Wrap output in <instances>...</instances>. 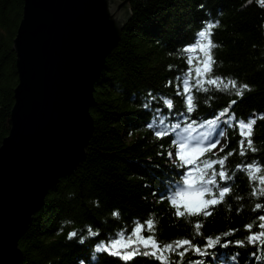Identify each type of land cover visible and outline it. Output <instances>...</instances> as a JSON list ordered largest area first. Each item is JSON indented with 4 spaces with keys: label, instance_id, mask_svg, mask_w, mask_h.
<instances>
[{
    "label": "trees",
    "instance_id": "obj_1",
    "mask_svg": "<svg viewBox=\"0 0 264 264\" xmlns=\"http://www.w3.org/2000/svg\"><path fill=\"white\" fill-rule=\"evenodd\" d=\"M125 1V0H122ZM130 14L118 46L108 56L105 69L95 85L96 105L92 108L94 132L87 147L85 161L78 169L59 180L45 198L42 209L34 216L31 227L19 244L24 258L20 264H125L107 252H95L118 233L131 234L136 222L154 220V235L163 246L172 243L171 254L164 252V264H264V240L248 239L259 235V220L264 215V2L262 0H126ZM25 0H0V146L11 128V111L18 85L16 53L13 40L23 16ZM208 23L216 25L210 39L215 63L209 78L221 77L223 83L199 86L190 84L194 97L193 111L187 112V100L181 81L188 70L187 59L202 53L184 49L202 41L198 33ZM195 81V75L191 77ZM229 80L237 88L225 87ZM250 86L243 96L236 91ZM179 85V89L178 86ZM207 89V90H205ZM179 91V95L177 92ZM165 99L173 101L167 109ZM232 100L236 103L229 104ZM229 108L240 119H255L252 147L244 139L241 155L239 129L225 124L222 144L202 156L219 160L227 157V182L218 179L220 187L229 186L222 202L210 207V215L178 218L168 199L160 201L167 184L181 181L175 158V135L157 138L154 134L159 115L166 124L193 120L203 123ZM228 117H222L224 121ZM224 123V122H223ZM205 129H199V134ZM182 132V128L180 129ZM193 134V135H194ZM223 149L221 151L220 149ZM255 149V151H253ZM168 152L173 153L170 160ZM231 153V155H229ZM261 168L249 175L248 164ZM239 166V167H238ZM218 172L220 166L217 164ZM219 189H216L218 197ZM153 192L156 195H153ZM255 193V194H254ZM260 208L257 209L256 205ZM118 213V215H114ZM199 222L202 227L195 228ZM252 225L247 229V225ZM89 230L93 235L89 234ZM77 237L68 239V234ZM99 235H94V233ZM202 234V235H201ZM221 237L220 245L209 249L204 257L192 247L183 258L185 248L177 249V239H190L204 251L207 237ZM86 237L85 243L77 241ZM240 241L238 245L236 242ZM141 253L144 249H140ZM97 256L92 260V255ZM234 257V261L233 258ZM127 264H161L160 259L137 255Z\"/></svg>",
    "mask_w": 264,
    "mask_h": 264
},
{
    "label": "water",
    "instance_id": "obj_2",
    "mask_svg": "<svg viewBox=\"0 0 264 264\" xmlns=\"http://www.w3.org/2000/svg\"><path fill=\"white\" fill-rule=\"evenodd\" d=\"M122 0H25L13 40L18 85L0 146V264H20V240L48 191L85 161L95 85L129 18Z\"/></svg>",
    "mask_w": 264,
    "mask_h": 264
},
{
    "label": "snow or ice",
    "instance_id": "obj_3",
    "mask_svg": "<svg viewBox=\"0 0 264 264\" xmlns=\"http://www.w3.org/2000/svg\"><path fill=\"white\" fill-rule=\"evenodd\" d=\"M262 2H264V0H262ZM215 26L216 25L212 23H208L206 28L199 31L198 33L199 37L203 38V40L197 41L192 47L184 49V51L188 53H202V58H197L196 67L194 69L192 68L194 59L193 57L189 56L187 59V64L189 66L187 73L183 77H177V80L181 81L183 85L184 95H186L187 100L188 113L193 111L194 101V97L190 94V84L195 83L197 86H199L201 82H203V84L206 85H219L220 83L224 82L221 77L209 78V74L212 72V66L215 63L211 52L216 45L210 39L213 34L211 30ZM193 74L195 75L194 82L191 80ZM229 86H231L233 89H236L237 82L235 80H229L227 83H225V87L227 88ZM177 87L179 89V85ZM244 90L250 91V86L248 84H243L236 91V95L242 97ZM177 94H180L179 91ZM235 103L236 101L232 100L229 104V108ZM164 104L169 110L173 108V101L171 99H165ZM229 108H225L213 118L205 119L203 123H199L198 128L205 129V131L200 132L199 135H193L194 133L198 132L197 121L193 120L191 122H186L183 126L180 123L166 124L165 122L168 120V117L160 116L159 113L162 111L160 109H157V124L149 125L150 128L155 127L156 130L154 134L157 138H164L173 134L176 137L172 141L177 149L175 158L179 161V167L184 168L185 171L177 173V175L181 177V181H172L166 185L164 191H162L160 194V201L163 202L164 199H168L171 207L175 209V215L178 218L184 217L186 214L192 217H196L201 214L204 216L210 215L211 213L208 211V209L222 202L225 195L230 192L229 186L220 187L218 184V179L225 182L231 179L224 169L227 157L219 160L204 159L203 162H201L200 159L205 153L215 149L220 143L219 139H215L213 137V133L219 127L222 117H228L223 121L227 126H238L239 135L242 138L240 140V154L244 155L243 138H247L248 146L250 148L252 147L253 142L251 136L253 132V126L256 124V120L249 119L246 122L245 120L240 119L238 123L234 125L233 121L235 120V115L233 114L232 116H229ZM181 128L182 132L180 131ZM218 135L223 137L225 134L220 132ZM220 150L223 151L222 148ZM253 151H255V149H253ZM167 155L171 160L173 153L168 152ZM229 155H231V153H229ZM217 164L220 166V170L218 172L215 170V166ZM247 167L249 169L250 176L252 172L259 173L261 171V168L256 164L250 163L247 165ZM260 183L264 185V176L260 177ZM216 189H219L218 197ZM153 195H156V193L153 192ZM256 208L259 209L260 205L257 204ZM114 215H118V213H114ZM259 220L262 221V223L259 224L261 231L258 236H249L248 239L251 241H256L257 239L264 240V215H261ZM154 226V220L152 218L147 219L144 223L136 222L131 234H127L126 232L122 231L118 233L119 238H111L104 245L98 244L95 248V252H107L111 256L119 257L125 262V264L140 254L158 258L160 259L161 264H164L165 257L163 256V253L169 252V254H171L173 244L166 243L161 246L154 235L145 236L143 234L145 228L149 233H152ZM201 227V223L197 222L195 224L196 229H200ZM251 227L252 225L250 224L246 226V228L249 230ZM89 234L93 235L91 230H89ZM77 235L78 234L76 231H72L68 234V239L72 240L73 238L77 237ZM94 235H99V233H94ZM85 240L86 237H80L77 242L84 244ZM220 242V236H216L215 239H213L211 236L207 237L205 239L203 252L201 251L200 245H192V241L187 238L177 239L175 241V247L177 249L185 248V246L192 247L195 254L204 257L208 254L209 249H215L218 245H220ZM230 243L231 242L226 241L220 246L226 248ZM236 243L239 245L241 242L237 241ZM141 248L144 249L143 253L140 251ZM186 251L187 248H185L184 252L179 253L181 258L184 257ZM91 259L96 260L97 256L93 254ZM232 259L234 261V257ZM80 264H85V262L82 260L80 261ZM169 264H171V261H169ZM204 264H207V261H204ZM221 264H228V262L221 261Z\"/></svg>",
    "mask_w": 264,
    "mask_h": 264
},
{
    "label": "rangeland",
    "instance_id": "obj_4",
    "mask_svg": "<svg viewBox=\"0 0 264 264\" xmlns=\"http://www.w3.org/2000/svg\"><path fill=\"white\" fill-rule=\"evenodd\" d=\"M225 124L223 123V121L221 120L220 121V124H219V127L215 130V132L213 133V137L215 138V139H219V141H220V143L218 144L219 146L222 144V142L224 141V139H225V137L223 136V137H221V136H219L218 134L220 133V132H225ZM205 131V130H204ZM199 135V134H198Z\"/></svg>",
    "mask_w": 264,
    "mask_h": 264
}]
</instances>
